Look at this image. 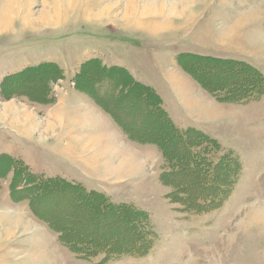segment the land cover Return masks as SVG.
I'll list each match as a JSON object with an SVG mask.
<instances>
[{
    "label": "rangeland",
    "instance_id": "obj_1",
    "mask_svg": "<svg viewBox=\"0 0 264 264\" xmlns=\"http://www.w3.org/2000/svg\"><path fill=\"white\" fill-rule=\"evenodd\" d=\"M12 1L0 29V170L17 160L35 183L15 184L14 166L0 178V264H264V93L243 98L258 73L264 78V0ZM92 59L152 86L178 127L213 138L215 158L237 161L236 183L218 209L190 214L169 201L160 149L124 129L160 138L167 153L184 158L186 150L134 96L109 105L119 126L79 90L76 76ZM43 64L57 65L62 77L32 70ZM87 78L86 71L81 87ZM227 89L239 93L237 102L221 101ZM97 91L113 95L108 84ZM91 140L132 163L120 169L115 158L106 168L99 149L81 150ZM46 178L57 183L37 192ZM62 181L145 212L147 247L137 253L140 229L91 209L89 199L72 200L79 193ZM6 215L20 217L24 229ZM61 231L88 246L73 251Z\"/></svg>",
    "mask_w": 264,
    "mask_h": 264
},
{
    "label": "trees",
    "instance_id": "obj_2",
    "mask_svg": "<svg viewBox=\"0 0 264 264\" xmlns=\"http://www.w3.org/2000/svg\"><path fill=\"white\" fill-rule=\"evenodd\" d=\"M237 63L239 64V62ZM243 65H245L248 69H252L246 64ZM41 68L50 69L49 73L45 74L47 75L46 77L48 79H52L53 77H62V72L57 68V65L55 66L54 64H43L42 66H38L32 70H38ZM86 71L89 86H87V88H83L78 82L82 74ZM257 77V86L254 87L255 85H253V87L251 86L248 88V92L244 93V100H248L251 97L253 98V96H260L264 93V78L259 73L257 74ZM75 81L77 83V88H79V90L85 94L90 95L91 98H93L98 103L103 111L111 115V117L119 126L121 121L115 115V110L113 107L116 108V101H119V99L134 96L135 99H138V101L140 100V103H142L148 111H151V116L154 115L160 119L162 125L169 133L167 138H169L171 141H177L180 143L181 147L186 150L187 153H185L186 155L184 158L181 155L178 156L174 153H167V148L160 138H156L154 140H147L144 138V136L138 138L133 136L128 129H124V134H126L130 140L142 144L152 142L160 149L164 161V171L159 177V180L164 186L170 188V193L167 195V198L171 203H177L181 205L183 211L190 214L211 212L221 206L223 201L229 196L234 184L236 183L237 175L239 173V165L237 164L236 160L227 158V155H221L218 158H215L214 154L219 150V144L213 140V138L193 128L184 129L183 127H178L170 118L169 114L164 110L163 100L161 96L156 93L155 89L152 86L144 84L143 82L138 81V79H135L132 74L124 67L113 66L108 68L104 66L103 63L98 59L88 60L82 64L81 73L76 76ZM103 84H108L110 86L112 90L111 93L113 94L112 97L110 96L108 99H103L101 97V94L97 91V88H100L103 86ZM95 87L96 90H93ZM135 89L137 91H134ZM211 91L213 92V90ZM231 93L232 92L227 89L226 95L221 98V101L229 103L237 102L239 99L234 100L231 97L234 96V98H239V93L236 92V95ZM109 100H112L111 103ZM109 105L113 106L111 107L112 109L108 108L110 107ZM166 141H168V139H166ZM2 158L3 157H0V160ZM18 165H20V163L17 162V160L9 161V165L3 164L2 169L0 170V178L3 179L9 172V169L14 166L13 169L15 172V184L17 181L24 180L26 183H28V185L35 183L32 174L23 173ZM184 165H187V167L182 168ZM181 175L183 178H180ZM190 175L194 176L193 180H186L185 177ZM55 181L54 179L46 178L42 183L37 185V192L43 193V188L50 184L54 185V183H57L56 179ZM60 184L64 185V187L68 190L73 189L79 193L78 195L75 193V196H73L72 200L76 201L89 199L90 203L93 202L91 209L95 207L100 211V214H104V216L107 212L122 215L124 220H120L128 221L130 223L132 232H136L137 229H140L138 234L140 235L139 239L136 241L137 243H135V246L131 248L139 253L147 247L145 243V237L149 232L148 226H146L148 223L147 214L145 212L133 209L126 204H113L109 201L108 197L100 193V191H86L80 185H75L73 183L64 181L60 182ZM55 188L61 189L60 186ZM127 214H129V217ZM124 217H126V219ZM60 234V238L63 240V242L73 251H75L74 246L77 247V245L80 244H84L85 247L88 246L85 243L78 242L79 240L77 239L64 238V233L62 231ZM137 244L139 245L138 248H136Z\"/></svg>",
    "mask_w": 264,
    "mask_h": 264
},
{
    "label": "bare ground",
    "instance_id": "obj_3",
    "mask_svg": "<svg viewBox=\"0 0 264 264\" xmlns=\"http://www.w3.org/2000/svg\"><path fill=\"white\" fill-rule=\"evenodd\" d=\"M13 4V1L12 0H1V6H0V29L3 28V27H6L7 25H9V22L6 20L7 19V14L9 13L10 11V6H12ZM77 145H81V140L78 139L77 140ZM93 146L94 148H97L99 149V155L102 157V160L103 158H106L105 161H104V166L106 168L110 167L112 165V163L114 162V159L115 158H119L121 161H120V165L119 167L121 166L120 169H122V167H127L130 163H132L131 160H123V158H121L120 156H111L108 152V148L106 146L102 147V150L100 149L101 147V142L97 141V140H91V141H88L86 142L85 146H81V150L82 151H85V150H88V147H91ZM260 218V216H257ZM4 218V222L5 223H10L12 222L13 224L17 225V228H20V229H24L25 227V222H23V220L20 218V217H16V216H4L2 217ZM27 225V224H26Z\"/></svg>",
    "mask_w": 264,
    "mask_h": 264
},
{
    "label": "crops",
    "instance_id": "obj_4",
    "mask_svg": "<svg viewBox=\"0 0 264 264\" xmlns=\"http://www.w3.org/2000/svg\"><path fill=\"white\" fill-rule=\"evenodd\" d=\"M94 114V113H93ZM94 116H96V115H94ZM86 127H88V126H86ZM103 135H105V134H102V135H97L98 137L100 136V138L103 136ZM73 140H74V142H73V144H74V146H76V144H75V139L76 138H72ZM117 143H119V144H121L120 142H118V141H116ZM122 145V144H121ZM76 148H77V146H76ZM77 150H80L79 148H77ZM124 150H125V147H124ZM23 218V217H22Z\"/></svg>",
    "mask_w": 264,
    "mask_h": 264
}]
</instances>
